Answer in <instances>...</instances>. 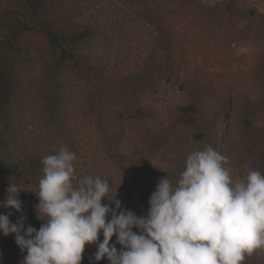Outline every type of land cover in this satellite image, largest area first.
<instances>
[{"label": "rangeland", "instance_id": "obj_1", "mask_svg": "<svg viewBox=\"0 0 264 264\" xmlns=\"http://www.w3.org/2000/svg\"><path fill=\"white\" fill-rule=\"evenodd\" d=\"M53 1L57 13L78 21L76 30L94 31L81 53L101 69H108L105 87L116 91H122L131 75L143 73V77L151 78L148 66L156 42L160 43L158 64L166 68V46L172 40L179 76L172 82L160 79L156 99L152 92L144 90V105L157 104L160 115L167 119L179 104L199 98L198 106L204 111L201 128L209 135L203 146L211 145L228 158L226 167L233 181L253 169L264 172L259 163L264 157V0H198L205 6L225 9V13L214 12L217 21L224 24L221 29L203 27L202 13L193 6L175 9L161 0H135L132 7L121 0ZM18 6L17 0H0V24L9 22L10 12ZM224 16L231 19L222 21ZM20 46L25 52L11 58L8 65L17 87L13 103L6 110L13 127L7 128L2 114L5 107L0 105V143L10 147L7 152L20 165L27 158L55 154L66 146L78 156L76 175L110 178L109 196L115 197L120 179L105 167L100 153L92 151L96 147L90 140L93 133L82 112L84 78L78 83L81 108L74 110L63 105L59 119L41 93L44 83L49 84V80L43 82L44 68L52 55L47 40L42 35H24ZM197 82L209 86L211 95L198 96ZM69 84L72 83L65 86L68 98L72 92ZM190 91L194 92L192 96ZM245 119L250 123L245 124ZM137 128L128 127V136L132 137ZM2 156L7 158L8 154L3 152ZM0 214H10L13 222L18 220L11 209L0 208ZM8 238L0 233V264H21L23 258L17 261L11 256ZM96 250L95 244L87 245L82 262L102 263L104 260H94ZM243 264H264V247L246 254Z\"/></svg>", "mask_w": 264, "mask_h": 264}, {"label": "clouds", "instance_id": "obj_2", "mask_svg": "<svg viewBox=\"0 0 264 264\" xmlns=\"http://www.w3.org/2000/svg\"><path fill=\"white\" fill-rule=\"evenodd\" d=\"M77 161L66 146L42 158L34 192L44 221L39 229L26 226L20 199L25 190L9 183L0 208L21 216L13 222L10 214H0V233L15 234L26 253L21 264H82L92 244L94 260L110 264H243L246 254L264 247V172L253 169L233 181L228 158L211 145L186 157L175 182L169 175L159 180L147 216L123 208L117 195L110 199L107 179L78 177Z\"/></svg>", "mask_w": 264, "mask_h": 264}, {"label": "trees", "instance_id": "obj_3", "mask_svg": "<svg viewBox=\"0 0 264 264\" xmlns=\"http://www.w3.org/2000/svg\"><path fill=\"white\" fill-rule=\"evenodd\" d=\"M17 1L18 9L10 12V21L0 24V105L2 108L5 107L2 114L7 120V128L12 130L13 124L8 115L9 111L6 110L12 105L17 91L8 68L10 59L25 52L20 46L24 35H42L47 40L52 55L50 54L49 65L44 68L43 75V82L49 80V84L44 83L41 93L48 99L51 109L60 119L63 105L74 110L81 108L78 83L82 77L84 78L86 92L82 112L93 133L90 140H94L93 144L96 147L92 151L99 152L98 156L104 158L105 167L113 174L116 173L120 179L117 199L121 201L122 207L135 212L138 216H147L149 199L159 180L169 175L175 182L185 167L186 157L195 147L202 150L209 137L201 128L200 121L204 111L198 106L199 98L192 97L191 100L179 104L167 119L160 115L162 112L157 104L144 105V90L152 92L156 99L160 94L159 80L172 82L179 76V69L173 58L172 40L166 46L165 59L168 64L166 68L162 69L158 64L160 43L156 42L148 66V76L151 78L143 77V73L140 76L131 75L127 82H124L122 91H116L114 88L105 87L104 75L108 74V69H101V66L94 64L91 58L83 57L81 53L83 45L95 34L92 29L76 30L78 21L66 14L57 13L56 2L53 0ZM121 1L130 7L134 6L135 2ZM161 1L175 9H189L193 6V9L201 11L202 26L205 28L217 26L221 29L224 26L214 17L216 10L226 12L218 6H205L198 0ZM230 19L224 16L222 21ZM68 83H72L69 84L72 85L69 98L65 89ZM200 85L197 82L195 86L198 96L204 97L207 93L211 95L209 86ZM200 91L202 93L198 94ZM65 96L68 100H65ZM244 123L249 124L250 120L245 119ZM135 125L138 128L135 129L133 136H128L127 128ZM8 149L10 147L6 148L0 143V198L6 199L10 182L19 185L25 190L21 191L20 199L23 202L22 214L26 217V226L31 225L39 229L44 221L38 218L36 205L39 204V199L34 192L39 190V180L43 176L41 161L47 155L34 160L27 158L20 165L13 161L12 154L7 152ZM3 152L8 154L7 158L2 156ZM259 163L264 168V157ZM107 180L112 184L110 178ZM102 203L108 204L109 201L105 198ZM112 207L115 208V204H112ZM11 211L14 217L19 219L21 213L14 209ZM100 237L103 239L102 233ZM115 241L116 238L113 237V243ZM8 249L17 261L26 254L22 253L16 244L15 234L9 235ZM99 264L110 262L105 258Z\"/></svg>", "mask_w": 264, "mask_h": 264}]
</instances>
